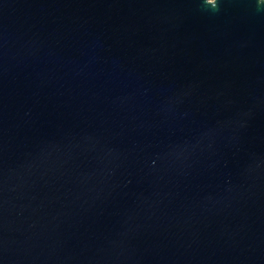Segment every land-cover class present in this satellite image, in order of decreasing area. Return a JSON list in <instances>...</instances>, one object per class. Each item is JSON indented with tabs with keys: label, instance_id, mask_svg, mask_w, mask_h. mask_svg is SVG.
<instances>
[{
	"label": "water",
	"instance_id": "water-1",
	"mask_svg": "<svg viewBox=\"0 0 264 264\" xmlns=\"http://www.w3.org/2000/svg\"><path fill=\"white\" fill-rule=\"evenodd\" d=\"M0 264H264V0H0Z\"/></svg>",
	"mask_w": 264,
	"mask_h": 264
}]
</instances>
